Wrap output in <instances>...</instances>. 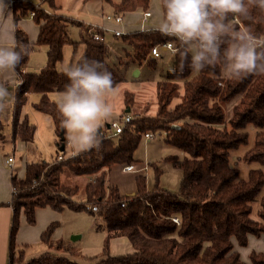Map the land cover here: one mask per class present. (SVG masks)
Listing matches in <instances>:
<instances>
[{
	"label": "trees",
	"instance_id": "1",
	"mask_svg": "<svg viewBox=\"0 0 264 264\" xmlns=\"http://www.w3.org/2000/svg\"><path fill=\"white\" fill-rule=\"evenodd\" d=\"M33 1L11 3L14 50L10 64L16 80L11 140L33 142L35 125L21 114L28 95L37 94L39 99L32 107L50 117L58 149L60 132L65 141L63 150L49 162H25L22 178L11 174L10 201L0 204L12 208L7 264H248L235 246L246 248L249 236L264 235V197L256 218L252 216L264 173L251 170L247 180H239L228 157L232 149L247 143L246 128L253 126L259 130L242 160L264 166V41L260 46L247 45L250 39L264 36V0H180L177 15L173 14L174 0H160L162 20L166 25L174 22L182 38L158 29L113 35L132 48L138 66L145 62L155 67L151 49L173 44L172 70L155 86L156 112L151 117L132 115L115 137L97 128L99 134H90L89 147L60 161L57 157H64L68 144L66 131L73 105L52 101L48 95L108 91L121 79L107 62L104 30L55 11L46 12L42 5L54 10V0ZM107 2L114 15L122 16L137 9L147 11L150 0ZM27 18L38 28L34 42L18 26ZM72 30L76 38L71 37ZM94 35L102 40H95ZM79 44L84 51L75 67L57 71L63 46L71 45L74 55ZM190 45L196 48L195 56L189 52ZM34 46L47 47L46 63L39 72L27 73L24 67ZM128 97L125 93V104ZM227 106L229 119L224 112ZM2 129L0 121V141L4 139ZM157 131L164 132V140L182 154L163 159L181 171L178 190L172 192L158 184L161 170L155 163L151 164L155 183L148 187L145 175H136L134 196L108 186L107 171L114 165H132L141 138ZM67 175L87 181L83 187L67 184ZM39 208L88 215L95 231L102 226L109 232L100 252L83 255L76 242L53 240L59 227L53 221L39 237L46 251L24 261L28 246L16 244L20 217L33 226ZM113 237H124L133 251L110 255ZM248 259L250 264H264V252L250 251Z\"/></svg>",
	"mask_w": 264,
	"mask_h": 264
},
{
	"label": "rangeland",
	"instance_id": "2",
	"mask_svg": "<svg viewBox=\"0 0 264 264\" xmlns=\"http://www.w3.org/2000/svg\"><path fill=\"white\" fill-rule=\"evenodd\" d=\"M173 14L177 15L179 10V0H174L172 4ZM148 10H152L154 16L150 17L145 26H156L162 29L166 28L165 22H162L159 12V0H150ZM136 12V11H135ZM132 12V13H135ZM143 11H140L142 16ZM140 16V17H141ZM138 14L129 16L130 20H134L132 28L139 27L140 18ZM139 19V20H138ZM121 27V26H120ZM160 29V28H154ZM76 30H72L73 38H76ZM105 43L108 50L107 62L115 73V76L121 79L114 88L108 91L89 92L85 94H67V93H52L49 98L52 101L59 103H72V111L67 126L66 137L68 144L64 150V157L84 150L90 146V134L96 132L97 128H101L106 136L110 131L106 128L110 120H119L120 115L124 116L126 111L130 109L128 114L135 116L151 117L156 112V92L154 83L165 78L166 74L172 70V55L168 50H159L160 57L156 59V66L150 67L144 62L138 66L133 62L132 48L121 43L117 38L105 33ZM196 48L190 45L189 52L195 56ZM67 49H65V58H67ZM151 57V56H150ZM152 58V57H151ZM62 65V64H61ZM63 66V65H62ZM140 72L136 74L135 72ZM12 84V83H11ZM182 90H180L181 94ZM125 93H128L126 104L124 102ZM39 95L30 94L25 105L22 108V117H26L29 123L35 125L34 140L31 143H21L16 140L14 143L11 140V118H0L2 124L3 141H0V157L13 158V163L9 171L13 174L22 173L25 162H35L39 160L49 162L54 158L56 152L60 151L56 147L58 137L55 134L53 123L48 115L39 113L32 105L39 99ZM123 101V102H122ZM11 108V104L9 105ZM3 115L8 113V106L4 104ZM225 117L231 116L229 106L224 107ZM11 116V114H10ZM258 128L247 126L248 133L247 143L232 149L229 152L228 163L231 167L237 169L238 179L247 180L248 173L251 170H261L264 173V166L257 162H245L242 160L245 152L253 145L255 132ZM164 132H155L151 138H141L137 149L133 153L134 162L132 165L137 172H123L121 165L112 166L106 174V183L108 186H117L123 195H129L134 192V177L138 174H144L146 177V185L151 187L155 181L154 169L151 164H157L161 172L157 178L158 184L169 191L176 192L179 187L181 171L173 167L170 163L164 162L163 159L167 156H182L174 147L170 146L165 140ZM71 144V146L69 145ZM139 173L138 171H143ZM67 184L78 185L83 187L87 178L80 176L64 177ZM63 181V182H64ZM135 193V192H134ZM264 197V186L256 197L253 203L252 216L256 218V211L259 207V200ZM80 195L76 196L79 199ZM88 216V215H87ZM90 218V217H89ZM87 221H80V225H86ZM109 234L107 229L100 227L98 230L93 229V238L91 240L92 249H100L105 243L106 236ZM79 235L76 240V246L83 253L86 235ZM70 235L67 239H70ZM81 236L83 238H81ZM53 239V236H52ZM66 239V240H67ZM55 240V239H53ZM234 244L235 241L232 240ZM110 255H123L133 251L131 245L124 237H113L109 241ZM45 248L44 244L38 243L26 251L28 255L33 257L36 253L41 252ZM235 249L239 252L242 259L250 264L248 254L250 251L264 252V235L260 238L249 236L248 247ZM91 253V251H90ZM26 257V256H25ZM25 261V258H24Z\"/></svg>",
	"mask_w": 264,
	"mask_h": 264
},
{
	"label": "crops",
	"instance_id": "3",
	"mask_svg": "<svg viewBox=\"0 0 264 264\" xmlns=\"http://www.w3.org/2000/svg\"><path fill=\"white\" fill-rule=\"evenodd\" d=\"M33 1V0H29ZM114 2L118 0H112ZM36 2V1H33ZM12 0H0V118L4 116L8 120L12 116V98L14 89L16 87V80L11 68V58L14 50V25L13 16L11 12ZM55 9H51L45 3L42 5L46 12L55 11L58 15H63L69 18H73L85 25L98 27L104 30L110 35H114V30L122 31L123 33H128L132 31H142L147 29L160 28L158 30H164L161 27L156 26H145L141 25V15L140 9H137L135 13H125L122 17V22L120 24H115L111 21L105 19L106 15L113 14V10L107 0H54ZM180 6V0H179ZM151 18L154 16L152 10ZM159 12L161 16L160 0H159ZM138 14L139 27L132 28L134 20H130L128 17ZM139 20V19H138ZM162 22H164L162 20ZM166 24V23H165ZM18 26L27 34L28 39L31 42L36 40L38 28L32 22L30 18L21 20ZM121 26V27H120ZM167 27V26H166ZM174 28V27H173ZM77 36V35H76ZM114 37V36H113ZM105 41V35H104ZM65 49H67V58H65ZM46 46H34L33 52L29 54L28 60L25 64L24 71L27 73H37L39 72L46 63ZM84 51V45L79 44L73 55V48L71 45H65L62 48L63 59L57 64L56 69L59 72H64L67 69H73L76 62L81 57ZM63 66H62V65ZM140 74L138 71L137 75ZM156 81L154 86H156ZM12 83V84H11ZM52 94V93H51ZM29 96V95H28ZM49 96V95H48ZM39 97V96H38ZM38 100V99H37ZM123 102V101H122ZM4 104L8 106V113L3 115ZM11 104V108L10 105ZM130 109L126 111L127 115ZM11 114V116H10ZM122 116V115H120ZM111 121V120H110ZM108 121V122H110ZM107 128V127H106ZM22 143V142H21ZM71 146V144L69 143ZM56 147L57 144H56ZM5 158L0 157V204H7L11 198V187H10V177L12 172L9 171L10 166L5 163ZM24 166L22 173L16 175L18 177H23ZM132 194V193H131ZM129 194V195H131ZM12 208L8 206H0V264L8 263V233L11 224ZM86 220V225H80V221ZM53 221L59 223V227L53 233V239L55 240H66L72 234H84L87 233L85 245L83 247V255H94L100 252V249L91 248V240L93 238V221L85 213H74L69 210H64L62 212H55L50 208H39L35 210V225L30 226L26 223L23 216L20 217V226L16 235V244L18 247L27 245L28 248L25 250V261L31 258L30 255L26 253L33 244L41 243L39 240L41 232L47 227V225ZM81 238H83L81 236ZM46 249L44 248L41 252L36 253L38 256L44 253ZM91 251V253H90Z\"/></svg>",
	"mask_w": 264,
	"mask_h": 264
},
{
	"label": "built area",
	"instance_id": "4",
	"mask_svg": "<svg viewBox=\"0 0 264 264\" xmlns=\"http://www.w3.org/2000/svg\"><path fill=\"white\" fill-rule=\"evenodd\" d=\"M151 17V12L150 11H143L142 13V16H141V25H145V23L147 22V20ZM105 19L107 21H111L115 24H120L122 22V17L120 15H114V14H109V15H106L105 16ZM174 27V28H173ZM162 31H165L167 32L168 34H171V35H174V36H177L179 38H182V36L180 35V33L177 31L176 29V26L174 24V22H171L169 25H167L166 29L162 30ZM113 34L114 36H120L122 34H124L122 31H119V30H114L113 31ZM94 39L95 40H102V37L100 35H94ZM264 41V36L259 38V39H250L249 42H248V47H252V46H260L262 44V42ZM160 49H165V50H168L170 51L171 54L174 53L175 49H174V46L172 43L170 42H166V43H163V44H160V45H157V46H154L152 49H151V52H150V56L152 57V59H158L160 57V54H159V50ZM132 116L130 115H127L125 114L124 116H120L119 117V120L115 121V120H111L109 123H108V130L110 131V133L107 135V137H115L117 136L118 134L121 133L122 131V128H123V125L125 123H128L130 121ZM145 138H151L152 135L150 133H146L144 135ZM65 157H62V156H58L57 159L60 161V160H63ZM5 163L8 165V166H12V163H13V158L12 157H8L6 158L5 160ZM122 171L123 172H137V170L134 168L133 165H127V166H124L122 168ZM139 173H144L145 172V169H143V171H138ZM91 210L92 211H95L96 208L95 207H91ZM173 222H175L176 224H178V219L177 218H173L172 219Z\"/></svg>",
	"mask_w": 264,
	"mask_h": 264
},
{
	"label": "water",
	"instance_id": "5",
	"mask_svg": "<svg viewBox=\"0 0 264 264\" xmlns=\"http://www.w3.org/2000/svg\"><path fill=\"white\" fill-rule=\"evenodd\" d=\"M163 50H165V49H163ZM250 54V52H248V55ZM136 74L138 73V72H135ZM107 128H108V124H107V126H106ZM99 134V130H96V132H95V135H98ZM60 140H61V143H62V145H61V147H60V151H62L63 150V143H64V141H65V137L63 136V134H62V132H60ZM132 196H134L135 195V193L133 192L132 194H131ZM80 238V236L79 235H72L71 237H70V240L72 241V242H75L76 240H78Z\"/></svg>",
	"mask_w": 264,
	"mask_h": 264
}]
</instances>
